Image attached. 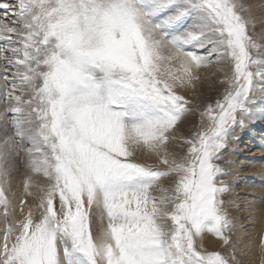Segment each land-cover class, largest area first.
<instances>
[{
  "label": "snow or ice",
  "instance_id": "1",
  "mask_svg": "<svg viewBox=\"0 0 264 264\" xmlns=\"http://www.w3.org/2000/svg\"><path fill=\"white\" fill-rule=\"evenodd\" d=\"M256 27L245 0H0V264H245L224 197L264 117Z\"/></svg>",
  "mask_w": 264,
  "mask_h": 264
},
{
  "label": "rangeland",
  "instance_id": "2",
  "mask_svg": "<svg viewBox=\"0 0 264 264\" xmlns=\"http://www.w3.org/2000/svg\"><path fill=\"white\" fill-rule=\"evenodd\" d=\"M245 3L253 6V13L257 19L256 31L264 33V0H245ZM212 71L215 69L208 70L209 74ZM221 88V85L208 79L198 85L194 91L190 89L189 93L183 92L182 94L194 101L193 107L197 106V102L203 106L213 102ZM197 121L198 117H192L188 124L182 125V134L190 135L193 130L191 125ZM234 149L235 154L228 157L231 164L226 165L232 175L225 178L230 182L232 190L224 198L226 201L235 202L229 205V213L236 225L234 239L240 242V239L237 238V233L240 230H250L256 227L260 221L264 226V117L257 116L256 119L249 121V128L240 133V139L234 145ZM23 160V156L14 158L11 190L16 195L22 193L23 181L28 175ZM33 179L43 182L42 177L34 176ZM254 217L257 218V221L253 220ZM242 259L245 264H248L244 257Z\"/></svg>",
  "mask_w": 264,
  "mask_h": 264
},
{
  "label": "bare ground",
  "instance_id": "3",
  "mask_svg": "<svg viewBox=\"0 0 264 264\" xmlns=\"http://www.w3.org/2000/svg\"><path fill=\"white\" fill-rule=\"evenodd\" d=\"M185 92L189 93V90ZM196 95L197 93L195 94V96ZM253 220L257 221V218L254 217ZM3 230H4L3 220H2V216H0V236H2ZM262 233H264V226L261 221L257 224L256 227H253L250 230H240L237 233V238L240 239L241 248H243L248 253L246 256H244V259L247 260L248 264H258L257 245L259 243V239Z\"/></svg>",
  "mask_w": 264,
  "mask_h": 264
}]
</instances>
